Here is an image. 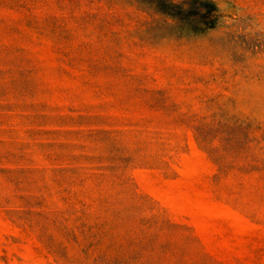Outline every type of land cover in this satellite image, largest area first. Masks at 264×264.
I'll use <instances>...</instances> for the list:
<instances>
[{"label":"rangeland","instance_id":"rangeland-1","mask_svg":"<svg viewBox=\"0 0 264 264\" xmlns=\"http://www.w3.org/2000/svg\"><path fill=\"white\" fill-rule=\"evenodd\" d=\"M208 1L0 0V264H264V0Z\"/></svg>","mask_w":264,"mask_h":264},{"label":"trees","instance_id":"trees-1","mask_svg":"<svg viewBox=\"0 0 264 264\" xmlns=\"http://www.w3.org/2000/svg\"><path fill=\"white\" fill-rule=\"evenodd\" d=\"M155 11L180 22L194 32H203L215 25L217 18L216 6L208 0H184L177 3L174 0H142Z\"/></svg>","mask_w":264,"mask_h":264}]
</instances>
